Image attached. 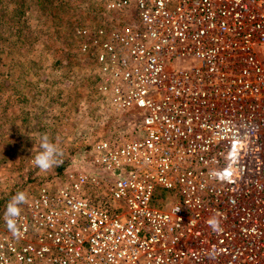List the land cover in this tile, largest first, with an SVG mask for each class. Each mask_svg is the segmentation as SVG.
Returning a JSON list of instances; mask_svg holds the SVG:
<instances>
[{
  "label": "built area",
  "instance_id": "2783aa9c",
  "mask_svg": "<svg viewBox=\"0 0 264 264\" xmlns=\"http://www.w3.org/2000/svg\"><path fill=\"white\" fill-rule=\"evenodd\" d=\"M101 2L120 23L77 35L135 126L54 166L19 235L0 207V264H264V0Z\"/></svg>",
  "mask_w": 264,
  "mask_h": 264
},
{
  "label": "rangeland",
  "instance_id": "374dc122",
  "mask_svg": "<svg viewBox=\"0 0 264 264\" xmlns=\"http://www.w3.org/2000/svg\"><path fill=\"white\" fill-rule=\"evenodd\" d=\"M118 16L101 0H0L1 208L17 192L35 195L43 181L52 190L61 184L53 168L35 173L31 159L41 151L43 133L66 164L87 167L93 141L134 128L95 87L94 61L77 35L81 26L118 25Z\"/></svg>",
  "mask_w": 264,
  "mask_h": 264
},
{
  "label": "clouds",
  "instance_id": "9594fccd",
  "mask_svg": "<svg viewBox=\"0 0 264 264\" xmlns=\"http://www.w3.org/2000/svg\"><path fill=\"white\" fill-rule=\"evenodd\" d=\"M41 151L37 152L32 160V163L41 172H47L54 166L62 165L63 152L56 143H53L48 133H43L40 137ZM28 200L27 194L23 191L17 192L12 199L7 203L4 213V220L8 230L14 235H19L20 228L18 227V218L21 215V205ZM208 225L213 231H219V221L212 217L208 220Z\"/></svg>",
  "mask_w": 264,
  "mask_h": 264
}]
</instances>
